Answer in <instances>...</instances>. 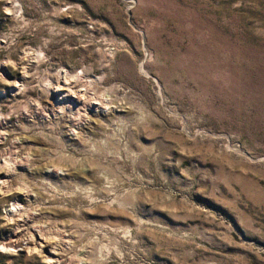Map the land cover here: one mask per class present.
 Listing matches in <instances>:
<instances>
[{
	"label": "rangeland",
	"instance_id": "374dc122",
	"mask_svg": "<svg viewBox=\"0 0 264 264\" xmlns=\"http://www.w3.org/2000/svg\"><path fill=\"white\" fill-rule=\"evenodd\" d=\"M9 244L0 264H264V0H0Z\"/></svg>",
	"mask_w": 264,
	"mask_h": 264
},
{
	"label": "bare ground",
	"instance_id": "6f19581e",
	"mask_svg": "<svg viewBox=\"0 0 264 264\" xmlns=\"http://www.w3.org/2000/svg\"><path fill=\"white\" fill-rule=\"evenodd\" d=\"M58 86V85H57ZM56 93V92H55ZM73 93H74V91H73ZM80 94V93H79ZM70 95H74V94H70ZM74 96H76V95H74ZM64 97H67V96H57V98L58 99H62V98H64ZM78 97H80V96H78ZM75 98V97H74ZM77 98V97H76ZM77 100V99H76ZM41 242V241H40ZM40 246V245H39ZM2 249H7V250H14L15 249V247H12L10 244L9 245H2V246H0ZM30 249V248H29ZM35 251V250H34ZM52 253V252H51ZM53 254V253H52ZM49 258V257H48ZM49 259H52L51 257L49 258ZM55 262V261H54Z\"/></svg>",
	"mask_w": 264,
	"mask_h": 264
}]
</instances>
